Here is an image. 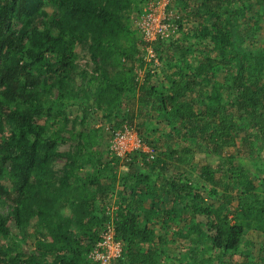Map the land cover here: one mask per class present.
I'll list each match as a JSON object with an SVG mask.
<instances>
[{
	"label": "trees",
	"instance_id": "trees-1",
	"mask_svg": "<svg viewBox=\"0 0 264 264\" xmlns=\"http://www.w3.org/2000/svg\"><path fill=\"white\" fill-rule=\"evenodd\" d=\"M145 1L49 0L53 10L48 13L44 0H0V203L6 201L11 208V215L0 214V264H96L88 253L107 218L102 211L103 201L119 180L118 157L111 151L112 160L103 162L100 153L90 151L95 141L93 133L84 132L76 135L73 152L59 151L58 142L67 138L60 134L62 126L53 128L55 120L62 116L64 99L72 97L70 78L77 43L89 51L98 72L93 75L98 81L91 95L99 107H108L107 114L116 118L112 128L125 123L135 125L152 144L134 120L151 118L152 113L156 118L162 115L158 121L170 127L167 138H172L178 128L183 130V137L194 139L198 134L196 138L206 143L207 150L229 165L219 167L221 176H216L208 164L194 166L190 162L192 148L173 149L167 145L176 154L180 170H185L180 165H189L210 184L209 196L220 194L221 202L214 205L200 191H193L188 177L181 176L182 170L162 177L164 188L157 190L150 173L156 168L166 171V157L156 155L146 161L143 153L135 152L130 161L143 158L150 170L146 175L128 173L121 181L115 223L123 247L111 264H165L158 244H154L156 231L149 222L161 216V223L171 226L185 208L191 209L192 216L210 217L204 225L213 231L205 234L201 223L193 218L188 225L178 224L179 233L185 229L193 244L191 253L216 249L221 252L214 257L223 264H255L248 258L233 261L225 256L230 250H239L247 230L264 232V193L244 166L235 163V156L220 153L223 148L235 146L239 130L245 128L256 131L243 137V141L252 148L255 140L257 148L264 149V52L257 55L245 46L262 28L264 0H197L195 11L188 9L191 0H180L181 6L171 0L179 14L178 29L183 28L185 15L196 20L191 29L182 33L184 41L177 45L182 65L158 80L154 76L156 65L147 67L146 53L138 48L142 38L128 16L133 9L140 12ZM43 15L46 21L38 23ZM190 37L209 39V51L213 52L208 55L202 51L203 59L195 66L186 58L193 46L187 42ZM174 41L160 37L152 41L155 55L164 42L176 47ZM122 59L131 63L130 68L120 66ZM137 64L140 70L145 69L141 80L133 73ZM218 70L225 71L229 78L225 85L214 81ZM209 84L213 94L205 90ZM53 87L57 94L49 98ZM196 88L197 97L188 100L187 92ZM193 101L202 107L195 108ZM58 157L65 158L61 174L52 167ZM87 163L98 164L96 172L80 177L79 170ZM136 181L144 184L134 185ZM231 189L252 193L254 200L229 206ZM58 201H67L72 213L64 214L56 205ZM158 207L161 213L153 212ZM10 217L17 233L9 224ZM33 217L40 236L35 238L33 250L26 251L21 241L28 236ZM78 234L85 243L78 241ZM212 260L202 259L203 264Z\"/></svg>",
	"mask_w": 264,
	"mask_h": 264
},
{
	"label": "rangeland",
	"instance_id": "rangeland-1",
	"mask_svg": "<svg viewBox=\"0 0 264 264\" xmlns=\"http://www.w3.org/2000/svg\"><path fill=\"white\" fill-rule=\"evenodd\" d=\"M175 6H181L180 0H172ZM146 2V1H145ZM145 2L143 6L145 5ZM198 5L197 0H191L188 9L195 11ZM142 6V7H143ZM141 7V6H140ZM141 7V10H142ZM44 9L51 13L53 10V6L50 4L49 0H44ZM139 9H133L130 14H128L132 28L135 27L134 19L137 15ZM47 19V16H40L38 23H43ZM196 18L194 16H184L182 21V29H178L173 37L175 41L174 44L176 47H169L166 42L160 44L159 48H161L160 52L156 53V59L148 61L147 67H150L151 63H153L157 71L154 74L156 80L160 78L167 77V75H171L175 72L181 64V51L177 45L184 41L183 39V32L187 29H191L192 25H194ZM37 23V24H38ZM260 23L262 24V28L255 33V36L252 40H247L245 42V46L254 54H260L264 52V13L261 15ZM139 34V33H138ZM140 36V34H139ZM141 37V36H140ZM166 41V39H165ZM187 42L192 44V48L190 53L186 56L187 61L192 65L195 66L198 61L202 60L203 57L201 52H208V55H212L213 52L209 51L210 48V41L209 39H202V40H195L193 37L187 39ZM139 49H144L146 53L144 43L141 39V42L138 43ZM75 69L71 72L70 78V89L69 92L72 94V97L64 99V106L62 111V116L59 119H56L54 122L53 128L63 127L60 131V134L67 138L65 141H59L57 145V149L59 151H71L73 152L76 149V135L80 132H84L86 135L93 133V137H95L94 144L90 146V151H97L102 156L103 162H110L113 157L112 152L109 149L108 139L109 133L107 127L116 123V118L111 117V114L108 113V107L103 106L102 108L99 107L94 97L91 95V92L95 90L98 79H94L93 75H97L98 72L94 69V63L90 59L89 51L82 46L81 44L77 43L75 48ZM139 54L140 50H139ZM121 67L124 69H128L131 66V63L127 60L122 59L119 63ZM142 72L144 73L145 69L142 67ZM138 64L133 67V73L138 76L139 72L141 71ZM141 72V73H142ZM47 77V74L45 75ZM92 78V80H91ZM218 80L219 82L223 83L224 85L229 82V78L226 76L225 71L218 70L216 72V76H214V81ZM213 80V79H212ZM197 89L193 91H189L186 94V98L190 101L197 97ZM208 93L213 94L214 89L209 84L207 89ZM224 96L226 95L227 91L223 87L221 89ZM57 94V88L53 87L51 93L47 96L49 98H55ZM227 100V98H226ZM194 107L199 108L202 107V104L194 102ZM126 109V108H125ZM87 111V112H86ZM121 113H118V116H121L123 109L119 110ZM86 112V113H85ZM108 115V116H107ZM150 116L151 118L145 119L143 117H138L134 120V123L144 132L146 137L149 141L155 145L156 148V155L157 157H162L166 161L167 170L162 172L160 169L156 168L155 171L151 172L150 175L154 181H151L153 186L157 188V190H162L164 188V181L162 177H171L176 172L181 170L179 169L178 160L176 159V154H172L171 150L167 148V145L171 144L172 147L180 148V147H188L192 148V153L190 154V162L194 166L196 165H204L208 164L211 170L216 172V176H221L220 171L217 170L219 167L225 169L229 165L226 163H222L219 155L207 150V145L204 141H199L200 139L196 138L199 137L198 134H195L196 137L194 139L183 137L182 136V129L178 128L176 131L172 132V138H167L166 135L170 132V127L160 120L162 119V115L157 116ZM66 117V119L63 118ZM158 121V122H157ZM9 123L6 122V126ZM177 125V124H176ZM178 127V126H176ZM156 129V130H155ZM91 131V132H90ZM93 131V132H92ZM256 131L255 128H245L241 129L238 132V137L236 140L235 146H230L223 148L220 155L227 156L232 155L235 156V163H239L244 166V168L250 173L252 179L255 182V185L258 187L260 192L264 193V184H262V180L264 179V149H258L256 144L257 141L254 140L251 143V147L247 145L243 141V137H247L246 135H253ZM167 155L165 156V154ZM65 163V158L58 157L54 159L52 163V167L57 170L58 174H61V168ZM130 164L121 161L118 158L117 163V175H118V182L112 184L110 189V194L105 198L103 201L104 209L102 211H106L107 207L110 211L116 212L118 209V202L122 195V185L121 181L123 177L127 176L128 173L138 174V175H146L149 173V165L143 158L142 160L137 161H129ZM111 164V163H110ZM114 164V163H113ZM223 165V166H221ZM184 166L185 170L183 169L182 177H188L189 183L191 184L193 191L198 190L201 194L206 197L207 201L209 200L210 203L214 205H218L221 202L220 194L216 196H209V189L210 184L204 181L202 178L199 177L198 173L194 168H190L189 165H180ZM98 167V164H85L82 169L79 170L80 177H87L88 174H92L95 171V168ZM176 171V172H175ZM162 172V173H161ZM257 175L260 178H257ZM229 181V180H227ZM141 181L134 182V185L140 186L143 185ZM91 189H94V185L90 186ZM222 189L219 190V193H222ZM230 196L228 199L229 206H238L241 203L249 202L254 200V194H242L240 190L231 189L229 190ZM151 201V200H150ZM149 201V202H150ZM188 201V198H187ZM100 206V202L97 200V203ZM57 207L64 214L70 215L73 209L70 207L69 203L58 201L56 203ZM171 203L168 202L167 206H170ZM11 208L10 203L2 202L0 203V214L2 215H11L10 214ZM162 208L158 207L153 212L161 213ZM161 216L154 217L150 222L149 225L153 227L156 231L154 234V244H158L159 250L161 251V261H166L165 264H203L202 259L204 257H212V261H206L205 264H223L219 260L221 251L213 249L207 252H204L200 249L197 250L196 253H191L190 247L193 244L188 240L186 237L185 229L180 234L178 224L182 225L186 222V225L190 224L191 218L195 222H200L205 234H212L213 231H210L209 228L204 225L210 217L204 214H196L195 216L191 215V209L185 208L181 218H177L175 223H172L171 226H166L165 224L161 223ZM9 224L12 225L13 230L17 233V229L14 227L12 222V217L9 218ZM37 225L36 217L30 219L28 225V236L21 241L22 247L26 251H32L34 248L35 238L40 236V231ZM78 241L85 243L86 241L82 240L81 234H78ZM2 242H6L5 239H1ZM204 242V241H203ZM149 245V243H146ZM145 245V246H146ZM214 255L216 257H214ZM225 258L227 260L233 261H240L243 259H250L255 264H264V232L255 231V230H247L244 235V242L241 244L238 251L230 250L226 254Z\"/></svg>",
	"mask_w": 264,
	"mask_h": 264
},
{
	"label": "built area",
	"instance_id": "built-area-1",
	"mask_svg": "<svg viewBox=\"0 0 264 264\" xmlns=\"http://www.w3.org/2000/svg\"><path fill=\"white\" fill-rule=\"evenodd\" d=\"M179 14L172 7L171 0H146L142 10L137 13L134 22L135 29L140 34L146 54L145 59L151 61L156 59L151 42L160 39H169L175 36L178 30L177 18ZM142 70L137 79L143 77ZM109 133V149L121 161L129 162L135 152L143 153L146 161H151L156 156V148L148 143L142 133L135 125L125 123L121 127H107ZM107 215L99 238L93 244L88 257L96 264H111L121 255L123 242L117 238L115 212L107 207L104 212Z\"/></svg>",
	"mask_w": 264,
	"mask_h": 264
}]
</instances>
